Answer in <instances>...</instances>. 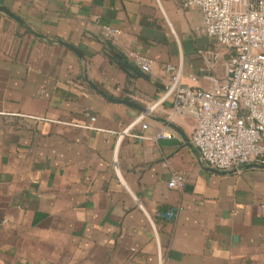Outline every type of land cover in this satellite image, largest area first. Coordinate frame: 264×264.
<instances>
[{
  "label": "crops",
  "instance_id": "crops-1",
  "mask_svg": "<svg viewBox=\"0 0 264 264\" xmlns=\"http://www.w3.org/2000/svg\"><path fill=\"white\" fill-rule=\"evenodd\" d=\"M184 1L0 0V264H264V168L208 166L158 102L168 63L203 89L227 68Z\"/></svg>",
  "mask_w": 264,
  "mask_h": 264
},
{
  "label": "built area",
  "instance_id": "built-area-1",
  "mask_svg": "<svg viewBox=\"0 0 264 264\" xmlns=\"http://www.w3.org/2000/svg\"><path fill=\"white\" fill-rule=\"evenodd\" d=\"M183 5L200 8L198 30L228 51L227 68L203 89L184 83L180 64L168 63L162 70L166 79L158 102L169 101L173 116L193 120L191 144L208 166L238 170L264 164V0H185ZM103 32L110 38L117 30L104 26ZM129 56L141 72H150L149 58L135 52ZM138 123L147 128L140 115L123 132L128 134ZM129 135L148 139L140 133ZM156 137H171V133ZM184 181L183 175L173 174L167 186L180 189ZM161 216L172 219L173 213Z\"/></svg>",
  "mask_w": 264,
  "mask_h": 264
},
{
  "label": "water",
  "instance_id": "water-1",
  "mask_svg": "<svg viewBox=\"0 0 264 264\" xmlns=\"http://www.w3.org/2000/svg\"><path fill=\"white\" fill-rule=\"evenodd\" d=\"M0 11L6 13L7 15H9V16L15 18L16 20H18V18H17L14 14H12L10 11H8L7 9H5V8H3V7H0ZM143 76H144V75H143ZM100 93H101L105 98H107L108 100L116 101V100H114V99H111V98L108 97L107 95L103 94L102 92H100ZM118 102L125 103V104H127V105L133 106V107L137 108V109H138L140 112H142V113H146V112H147V110H146L144 107H142V106H140V105H136V104H134V103H132V102L124 101V100H122V101H118ZM164 122H165L166 124H168L172 129H174L175 131L178 132V129H177L174 125H172L171 123H168V122H166V121H164ZM242 168H264V164H248V165L243 166ZM234 170H235V169H234Z\"/></svg>",
  "mask_w": 264,
  "mask_h": 264
}]
</instances>
